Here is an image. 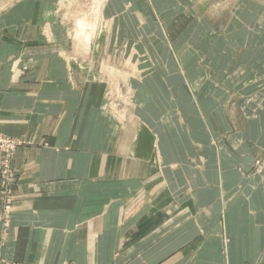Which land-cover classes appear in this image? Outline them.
<instances>
[{
    "label": "crops",
    "instance_id": "0c3cea01",
    "mask_svg": "<svg viewBox=\"0 0 264 264\" xmlns=\"http://www.w3.org/2000/svg\"><path fill=\"white\" fill-rule=\"evenodd\" d=\"M30 2L39 4L0 0V16ZM160 12L152 0H108L103 15L119 41L123 28L161 30ZM1 37L0 44L12 38ZM24 41L23 63L36 69L20 83L9 84V72L2 68L6 61L0 58V123L34 142L12 159L20 200L5 239L0 223L4 264H104V241L110 252L125 251L127 257L107 264H258L264 245V179L251 182L243 172L264 155L258 147L247 148V125L258 120L248 118L240 95L230 107L232 97L226 103L213 92L221 110L206 117L199 111L207 127L205 150L197 142L189 153L182 143L168 152L147 124L142 134L141 126L131 134L130 124L120 131L100 109L99 86L45 82L52 56L41 66L39 60L52 49H39L37 36ZM152 169L159 179L150 178ZM178 208L190 214L188 226L182 225ZM112 236H125L124 244H109ZM188 255L195 258L183 259Z\"/></svg>",
    "mask_w": 264,
    "mask_h": 264
},
{
    "label": "rangeland",
    "instance_id": "374dc122",
    "mask_svg": "<svg viewBox=\"0 0 264 264\" xmlns=\"http://www.w3.org/2000/svg\"><path fill=\"white\" fill-rule=\"evenodd\" d=\"M96 1L59 0L53 6L51 0H38L36 6L30 2L4 12L0 16V39H3L1 35L12 38L1 40L0 58L6 61L2 68L9 72V84L20 83L36 69V65L23 63L22 52L26 49L24 39L37 36L39 49H52L39 60L41 66L52 56L46 62L51 67L47 66L45 82L99 86L100 109L120 131L130 124L134 127L131 134H136L138 126L142 134L147 124L168 152L174 147L181 149L182 143V149L189 153L192 144L197 142L205 150L207 127L199 111L206 117L210 111L221 110L223 105L213 101V92L216 100L224 97L226 103L232 97L230 107L240 95L239 102L248 118L258 120L254 123L253 118L252 124L247 125V148L258 147L264 155V0H152L161 11V30L154 25L136 26L128 28L129 31L123 28L125 35L119 41H116V30L104 19L108 0H98L101 5L97 12ZM129 7L126 4L125 10ZM81 19L94 26L86 46L80 41L77 27ZM52 25L56 26L54 33L57 32L54 38L65 42H52ZM160 87L165 92L158 91ZM193 96L199 109L194 105ZM3 125L0 123V223L1 237L5 239L20 200L16 195L19 175L12 159L17 150L31 147L34 142ZM260 157L250 161L246 173L243 172L251 182L264 179V157ZM157 173L152 169L150 178L156 179ZM145 191L151 197L150 189ZM184 210L178 208V213L182 225L188 226L192 218ZM125 238L112 236L109 244L120 240L122 246ZM109 248L104 241V264L111 259L127 258L125 251L110 252ZM263 262L264 245L257 263ZM0 264L4 261L0 260Z\"/></svg>",
    "mask_w": 264,
    "mask_h": 264
},
{
    "label": "bare ground",
    "instance_id": "6f19581e",
    "mask_svg": "<svg viewBox=\"0 0 264 264\" xmlns=\"http://www.w3.org/2000/svg\"><path fill=\"white\" fill-rule=\"evenodd\" d=\"M95 4V8L96 9V12L97 10L100 8V2L97 0L96 2H94ZM77 27L80 31V37H82V39L80 40L85 46L88 44V41H89V38H90V35L91 33L93 32L94 30V26L92 24H87L84 20H79L77 22Z\"/></svg>",
    "mask_w": 264,
    "mask_h": 264
}]
</instances>
